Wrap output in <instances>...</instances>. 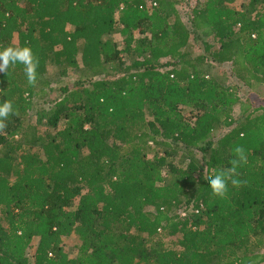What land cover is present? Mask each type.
<instances>
[{"label":"trees","instance_id":"1","mask_svg":"<svg viewBox=\"0 0 264 264\" xmlns=\"http://www.w3.org/2000/svg\"><path fill=\"white\" fill-rule=\"evenodd\" d=\"M179 2L0 0V52L37 61L34 85L23 64L0 72L14 109L0 129V264H264V104L249 110L210 71L264 85V0H201L187 23ZM52 66L79 79L41 135L28 119ZM219 173L222 197L206 183Z\"/></svg>","mask_w":264,"mask_h":264},{"label":"rangeland","instance_id":"2","mask_svg":"<svg viewBox=\"0 0 264 264\" xmlns=\"http://www.w3.org/2000/svg\"><path fill=\"white\" fill-rule=\"evenodd\" d=\"M249 0H237L236 5H241L242 3H248ZM196 3H201V0H180L177 7L180 10L183 20L187 23V17L185 16V13H187V9L189 6H192ZM209 40V38H208ZM191 45L193 47L192 51L194 53H202L203 47L200 42V40L191 39ZM211 73H213L217 77L225 78L226 85H230L237 93L239 99L241 100V103H244L245 107H248L249 110H251L252 106H257L259 104H264V85L263 84H254L251 87H247L246 85H243L241 82L237 81L232 76H229L228 74L221 73V68H210ZM50 74L52 75L53 82L48 88L47 96H45V99H40L39 102L31 112V116L29 117L28 121L31 123H36L38 118L41 119V123L38 125V133L44 134L46 133V129L50 128V125L46 124V121L51 114V111L53 110V107L55 105V101L60 99L61 91L60 88L63 85L71 86L73 83H75L79 79V73H75L73 70H67L63 73L58 71L54 66L50 67ZM83 78V77H81ZM58 80V81H57ZM262 102V103H260ZM242 115V109L240 108V105L237 104L234 108V114L233 116L235 118H239ZM50 130V129H49ZM52 132V131H49ZM222 133L221 130H218L214 132L213 138L220 136ZM163 151V150H162ZM153 155V149H149L148 156ZM200 156V154H197ZM177 157V156H175ZM179 162V159L176 158ZM76 203V201H75ZM162 235V233H161ZM163 242L168 246L171 245L172 238L169 236L164 237L162 235ZM75 238H67L64 240L63 247L64 249L71 253L72 255L75 253ZM264 262V261H263Z\"/></svg>","mask_w":264,"mask_h":264},{"label":"clouds","instance_id":"3","mask_svg":"<svg viewBox=\"0 0 264 264\" xmlns=\"http://www.w3.org/2000/svg\"><path fill=\"white\" fill-rule=\"evenodd\" d=\"M23 64L25 66L26 76L29 84L34 85L36 83V68L37 61L35 60L30 48H7L3 52H0V72L7 71L8 67L13 64ZM13 105L11 102H5L0 104V129L6 127L4 120H6L10 113H13ZM239 155V160H234L233 167L229 169L230 173H235L236 166L245 161V157L241 149L236 150ZM224 173H219L210 179L206 180L207 185L211 189V192L215 196H224L227 191V183ZM233 185L240 183L237 179L231 180Z\"/></svg>","mask_w":264,"mask_h":264},{"label":"built area","instance_id":"4","mask_svg":"<svg viewBox=\"0 0 264 264\" xmlns=\"http://www.w3.org/2000/svg\"><path fill=\"white\" fill-rule=\"evenodd\" d=\"M148 4H152V5H155V3H148ZM149 6V5H148ZM186 213H181V216H185Z\"/></svg>","mask_w":264,"mask_h":264}]
</instances>
